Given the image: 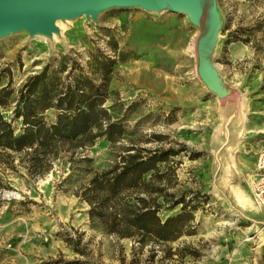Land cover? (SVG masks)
<instances>
[{
    "label": "rangeland",
    "instance_id": "374dc122",
    "mask_svg": "<svg viewBox=\"0 0 264 264\" xmlns=\"http://www.w3.org/2000/svg\"><path fill=\"white\" fill-rule=\"evenodd\" d=\"M216 7L221 29L212 63L236 98L219 99L198 77L189 48L199 29L185 14L111 8L95 21L58 23L54 39L25 31L0 39V89L9 85L13 98L26 79L57 69L62 58L95 83L90 54L114 59L104 106L119 105L112 119L122 120L124 131L118 142L102 137L60 153L42 177L18 166L2 172L0 264H264V0H216ZM241 103L239 122L233 114ZM13 107L1 109L8 121ZM228 107L231 119L224 116ZM46 120H54L53 111ZM12 126L18 133L20 120ZM131 147L178 152L168 159L174 175L163 184L167 202L158 216L180 211L170 207V195L192 201V234L140 248L90 222L80 189Z\"/></svg>",
    "mask_w": 264,
    "mask_h": 264
},
{
    "label": "trees",
    "instance_id": "16d2710c",
    "mask_svg": "<svg viewBox=\"0 0 264 264\" xmlns=\"http://www.w3.org/2000/svg\"><path fill=\"white\" fill-rule=\"evenodd\" d=\"M110 48L114 52L117 49L112 43ZM115 64L100 52L91 53L87 68L98 77L95 83L79 65L72 64L68 70L62 58L57 69L44 67L26 79L15 98L9 85L0 89V188L4 171L15 172L18 166L30 178L42 177L62 152L74 153L102 137L110 143L122 138V120L112 119L119 105L112 101L104 106L111 96L109 82ZM11 102L14 107L8 121L1 109ZM48 111L54 112L53 121L46 120ZM15 120L21 122L18 133L12 126ZM131 148L126 151L132 153L122 155L112 167L94 172L80 189L77 196L88 205L90 222L107 235L135 240L140 248L168 244L192 234L196 209L192 201L172 200L170 195V207L180 205V211L164 220L158 216L163 202H167L163 184L174 175L168 159L178 152ZM176 253L181 258L184 255L181 250Z\"/></svg>",
    "mask_w": 264,
    "mask_h": 264
},
{
    "label": "water",
    "instance_id": "95a60500",
    "mask_svg": "<svg viewBox=\"0 0 264 264\" xmlns=\"http://www.w3.org/2000/svg\"><path fill=\"white\" fill-rule=\"evenodd\" d=\"M129 7L187 15L199 29L194 41L197 75L212 87V79L218 80L212 54L221 29L216 0H0V39L20 31L51 36L57 32V20L72 21L84 16L95 21L102 11ZM208 70L211 74L206 75Z\"/></svg>",
    "mask_w": 264,
    "mask_h": 264
},
{
    "label": "bare ground",
    "instance_id": "6f19581e",
    "mask_svg": "<svg viewBox=\"0 0 264 264\" xmlns=\"http://www.w3.org/2000/svg\"><path fill=\"white\" fill-rule=\"evenodd\" d=\"M65 21H67V20H57L55 22V25H57L60 22L61 23H64ZM34 36L41 37V39H45V38L50 39V38H48V36L43 35V34H40V33H36ZM54 38H56V35L55 34H52L51 35V39H54ZM194 41H195V39L192 41L191 47L189 48V50L192 51L193 54H194ZM209 74H211L210 70L206 71V75H209ZM212 80L213 81L211 82V84H212L211 85L212 86L211 88L216 89V91L218 92V95H219V99L234 98L235 95L237 96V93L235 94V93L231 92L228 88H226V86H224V84L220 80H214V79H212ZM232 111H233V108L232 107L226 108L224 110V116H225V118L227 117V118L231 119L232 117L231 116L229 117V115H230V113H232ZM243 112H244V103H241L239 105L238 109L235 110V112H234L235 114H233L234 120L237 119L239 122H242L243 119H244ZM249 206H250V204H249Z\"/></svg>",
    "mask_w": 264,
    "mask_h": 264
},
{
    "label": "built area",
    "instance_id": "2783aa9c",
    "mask_svg": "<svg viewBox=\"0 0 264 264\" xmlns=\"http://www.w3.org/2000/svg\"><path fill=\"white\" fill-rule=\"evenodd\" d=\"M260 192V195H264V189H262Z\"/></svg>",
    "mask_w": 264,
    "mask_h": 264
}]
</instances>
